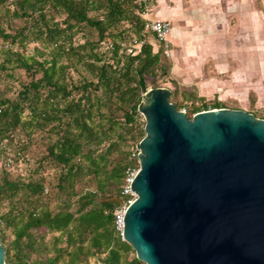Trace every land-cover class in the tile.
<instances>
[{"label":"trees","instance_id":"trees-1","mask_svg":"<svg viewBox=\"0 0 264 264\" xmlns=\"http://www.w3.org/2000/svg\"><path fill=\"white\" fill-rule=\"evenodd\" d=\"M144 13L135 0H0V71L13 65L31 77L16 99L0 92V208L4 201L10 206L0 214L5 263L29 264L32 252L51 249L44 264H88L100 256L102 264H144L137 257L128 260L134 249L115 225V211L131 199L123 194L128 171L140 166L138 152L135 162H129L126 135L138 136L139 149L146 135L145 128L136 133L138 107L148 90L144 75L160 62V52L150 44L128 55L118 42L126 31L120 30L124 23L142 38ZM7 19L25 25L7 32ZM80 35L85 40L78 43ZM30 44L35 46L28 52ZM71 72L79 73L80 80ZM199 101L201 106L186 112L189 118L224 108H210L203 97ZM21 131H27L26 138H17ZM45 131L49 159L60 170L56 188L64 195L55 208L45 198L49 189L42 181L25 180L22 174L10 178L23 164L32 136ZM8 158L13 159L10 166ZM84 179H91L95 190L79 192ZM9 227L14 238L6 245L4 231ZM47 233L53 235L51 243L45 242Z\"/></svg>","mask_w":264,"mask_h":264},{"label":"water","instance_id":"water-1","mask_svg":"<svg viewBox=\"0 0 264 264\" xmlns=\"http://www.w3.org/2000/svg\"><path fill=\"white\" fill-rule=\"evenodd\" d=\"M171 95L149 89L138 107L124 241L144 264H264V120L227 108L189 118Z\"/></svg>","mask_w":264,"mask_h":264},{"label":"rangeland","instance_id":"rangeland-1","mask_svg":"<svg viewBox=\"0 0 264 264\" xmlns=\"http://www.w3.org/2000/svg\"><path fill=\"white\" fill-rule=\"evenodd\" d=\"M235 1V0H233ZM257 2V0H255ZM12 1L8 6L12 9ZM155 5V0L150 2L148 6V13L151 14V8ZM233 6L228 7L225 3V35L224 39H216L215 45L216 50L218 48H224L225 50V73L222 75L225 77V85L219 91V93L211 97L205 98L206 104L210 108L215 107V104H221L222 107L231 109V110H243L250 114H253L256 118L264 120V80H260V77L255 76V73L252 71H245L244 64H248V58H252L254 52V29H250L251 21L248 17V14L244 13H233L237 7ZM184 17L188 19L190 14H183ZM188 19L187 22L188 23ZM146 20H152V18L147 17ZM155 21V20H154ZM170 24L171 32L167 36L166 42H159L157 37L152 32L144 31L142 33V38L138 39L131 31L130 24L124 23L120 30H126L122 36L123 39L118 40L121 44L123 52L126 54H137L141 48V40L144 43L150 44L153 46V51L160 52V62L156 66L155 70L150 71L149 74H145V81L147 83L148 90L155 87L167 88L172 91V97L170 101L176 106L180 107L182 111L189 112L193 105L199 107L202 105V101H199V93L197 87L194 83H189L188 77L193 78L196 82L203 81V79H209V70L212 66V61L209 63L205 61L204 69H197V58L196 49L193 45H177L170 42H174L171 39L170 35L174 27L172 22L166 21ZM25 22L23 20L7 19L4 23V28L7 32H14L20 27H23ZM188 25V24H187ZM220 29H217L215 36L220 33ZM212 30H209L211 34ZM91 38H96V36H90ZM264 40V34H262ZM85 37L80 35L77 37L76 42H83ZM170 40V42H169ZM166 43V44H165ZM168 45V51H171L170 55L167 56L165 53V46ZM34 44H30L27 48V51L30 52L34 48ZM208 45H206L207 47ZM3 47V42L0 39V64L3 62L4 57L1 54V49ZM185 55H189L188 61L185 59ZM193 48V50H191ZM107 49L106 44L103 45V50ZM167 51V50H166ZM194 55V56H193ZM192 56V57H191ZM110 58V56H108ZM229 63V67L228 64ZM175 64L179 65L177 72H174ZM13 66V65H12ZM8 67L7 71H0V92H4L6 97L16 99L18 93L22 90V86L25 83L31 81L30 75L25 73L23 70L16 67ZM142 69V65L139 66ZM197 72L199 76L197 75ZM183 77H182V76ZM71 76L77 82L80 80V75L77 72H71ZM257 93L261 95L262 101L257 102ZM136 133L138 131L144 130L145 128V117L138 113V121L136 125ZM27 132V131H26ZM21 131L17 133V138H26L27 133ZM127 138V149L131 154L129 162H135L136 156L133 155L136 152H139L138 149V136L135 139H130V135H126ZM54 137V136H53ZM52 137V138H53ZM50 136L48 131L38 132L32 136V139L29 141V145L26 148V156L23 164L20 167H17V170H13L10 174V178L15 179L17 176H24L25 180L33 179L35 181H42L49 189V193L46 194V199L50 201V207L55 208L59 206L60 200L64 197L63 194H59L56 188L57 178L59 176L60 170L52 164V161L48 156V148L50 145ZM2 150V145L0 144V151ZM3 153L0 152V162L2 161ZM140 168V166H139ZM130 171H138V167ZM128 171V173L130 172ZM79 192L87 190H95V184L91 179L80 180L77 186ZM75 199H73L74 201ZM17 202V200H16ZM22 206L25 203L20 201ZM76 209V203L73 202ZM21 206V205H20ZM10 209L8 201H4L1 208L0 214H6ZM4 225L0 222V229ZM43 231L38 233V236H42ZM5 244L8 245L11 240L14 238L13 227H9L4 231ZM39 237V238H40ZM53 235L47 233L45 235V242L51 243ZM41 247L38 244V248ZM51 247V246H50ZM48 247V248H50ZM52 251H43L36 250L32 252L30 259L28 260L29 264H44V260L47 256H51ZM136 257V253L131 251L128 255V260H131ZM67 258V257H65ZM100 257L91 258L88 264H102ZM7 263V262H6ZM12 264V262H9ZM8 264V263H7ZM62 264V262L60 263ZM86 264V263H82Z\"/></svg>","mask_w":264,"mask_h":264},{"label":"crops","instance_id":"crops-1","mask_svg":"<svg viewBox=\"0 0 264 264\" xmlns=\"http://www.w3.org/2000/svg\"><path fill=\"white\" fill-rule=\"evenodd\" d=\"M225 3L228 7L236 5L237 9L233 13H246L251 21L250 29H254V52L252 58H248V64H244L245 71L249 70L255 73V76L264 80V0H157L151 8V14L146 15L152 20H164L172 22L171 39L169 42L177 45L195 46L197 58V69L205 67V61H212L209 70V79L196 82L188 77L189 83H194L197 87L199 97H211L222 89L225 85V50L217 48L216 39H224L225 35ZM189 13L188 19L183 14ZM188 19V23L187 22ZM188 24V25H187ZM217 29L220 33L215 36ZM209 30H212L209 34ZM206 45H208L206 47ZM188 61L189 55H185ZM193 50V48L191 49ZM194 56V55H193ZM192 57V56H191ZM230 66L229 63L227 64ZM178 64L174 66V72H177ZM197 75L199 76L198 72ZM182 76V75H181ZM183 77V76H182ZM261 95L257 93V102L261 103Z\"/></svg>","mask_w":264,"mask_h":264},{"label":"built area","instance_id":"built-area-1","mask_svg":"<svg viewBox=\"0 0 264 264\" xmlns=\"http://www.w3.org/2000/svg\"><path fill=\"white\" fill-rule=\"evenodd\" d=\"M135 1L140 8H144V10H145L144 17H146V15L149 14L148 13V6H149L148 0H135ZM144 31L152 32L157 37L159 42H166L167 43V36L171 32V28H170V24L164 20H155V21L154 20H147ZM140 43L142 45L144 42L141 41ZM165 53L167 56H169L171 53V51H168V45L165 46ZM12 163H13V159L8 158L6 164L8 166H10ZM136 174H137V171H135V172L130 171L127 174L126 183H125L124 188H123V194L130 196L131 199L128 201L127 204L118 208L115 211V225H116V228L122 237V240H124L123 229H124V217H125L126 209L137 197L136 194L131 190V184L133 183Z\"/></svg>","mask_w":264,"mask_h":264},{"label":"bare ground","instance_id":"bare-ground-1","mask_svg":"<svg viewBox=\"0 0 264 264\" xmlns=\"http://www.w3.org/2000/svg\"><path fill=\"white\" fill-rule=\"evenodd\" d=\"M172 34V33H171ZM170 37H171V35H170Z\"/></svg>","mask_w":264,"mask_h":264}]
</instances>
